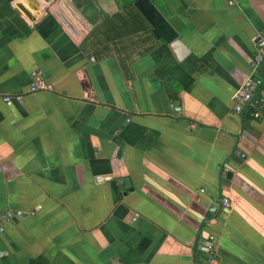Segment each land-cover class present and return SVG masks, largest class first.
I'll list each match as a JSON object with an SVG mask.
<instances>
[{
    "label": "crops",
    "instance_id": "obj_1",
    "mask_svg": "<svg viewBox=\"0 0 264 264\" xmlns=\"http://www.w3.org/2000/svg\"><path fill=\"white\" fill-rule=\"evenodd\" d=\"M17 1L0 0V264H264V103L233 99L264 0H39L34 21ZM34 69L51 91L27 93Z\"/></svg>",
    "mask_w": 264,
    "mask_h": 264
},
{
    "label": "built area",
    "instance_id": "obj_2",
    "mask_svg": "<svg viewBox=\"0 0 264 264\" xmlns=\"http://www.w3.org/2000/svg\"><path fill=\"white\" fill-rule=\"evenodd\" d=\"M263 61H264V32L260 33L255 38V54L250 64L251 67L250 74L247 77L246 81L236 90V92L233 95V99L235 102L234 109L237 112H241L245 110V108L252 106L253 107L252 114L255 117H258L260 115L259 108L264 103V99L258 98L257 88L259 82V69ZM30 78L31 81L27 93H36L39 91H51L53 89L52 85L45 80L42 71L39 69L32 70L30 73ZM21 97L22 94H17L14 96L6 94L2 96L6 104H11L14 99H20ZM223 204L224 205L228 204L227 199L223 200ZM11 215L12 214L10 212H7L5 217L9 218ZM3 231H4V227L0 223V237L3 234ZM208 238L209 239L206 246L213 253L215 250L214 249L215 238L213 235H209ZM210 263L216 264V258L214 256L211 257Z\"/></svg>",
    "mask_w": 264,
    "mask_h": 264
},
{
    "label": "water",
    "instance_id": "obj_3",
    "mask_svg": "<svg viewBox=\"0 0 264 264\" xmlns=\"http://www.w3.org/2000/svg\"><path fill=\"white\" fill-rule=\"evenodd\" d=\"M17 8L25 14V16L30 20L34 21L37 15L42 13L41 4L39 0H18L16 2ZM253 111V110H251ZM123 182L127 185V179H123ZM126 187V186H125Z\"/></svg>",
    "mask_w": 264,
    "mask_h": 264
}]
</instances>
